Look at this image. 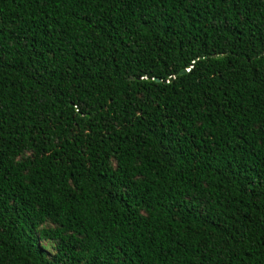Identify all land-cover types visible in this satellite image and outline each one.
Returning a JSON list of instances; mask_svg holds the SVG:
<instances>
[{
	"label": "trees",
	"instance_id": "16d2710c",
	"mask_svg": "<svg viewBox=\"0 0 264 264\" xmlns=\"http://www.w3.org/2000/svg\"><path fill=\"white\" fill-rule=\"evenodd\" d=\"M0 264H264V0H0Z\"/></svg>",
	"mask_w": 264,
	"mask_h": 264
},
{
	"label": "water",
	"instance_id": "95a60500",
	"mask_svg": "<svg viewBox=\"0 0 264 264\" xmlns=\"http://www.w3.org/2000/svg\"><path fill=\"white\" fill-rule=\"evenodd\" d=\"M180 73H182V71Z\"/></svg>",
	"mask_w": 264,
	"mask_h": 264
}]
</instances>
